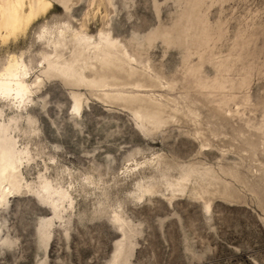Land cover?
<instances>
[{
  "label": "rangeland",
  "instance_id": "374dc122",
  "mask_svg": "<svg viewBox=\"0 0 264 264\" xmlns=\"http://www.w3.org/2000/svg\"><path fill=\"white\" fill-rule=\"evenodd\" d=\"M50 1L0 47L41 82L0 100V264H264V0Z\"/></svg>",
  "mask_w": 264,
  "mask_h": 264
},
{
  "label": "bare ground",
  "instance_id": "6f19581e",
  "mask_svg": "<svg viewBox=\"0 0 264 264\" xmlns=\"http://www.w3.org/2000/svg\"><path fill=\"white\" fill-rule=\"evenodd\" d=\"M52 9L53 3L50 0H0V47H8L26 37L32 27L46 18ZM69 31H71L70 28ZM48 35L50 36V30L45 28L39 38L42 39ZM63 35L64 32H60V36L63 37ZM74 36L86 48L95 46L98 53L105 55H110L113 51L118 52L121 57L127 58L130 62H136L125 47L120 46L117 41L111 38V35L101 34L100 43L96 45L92 43V38L82 32H75ZM48 67L50 70L61 73L64 78L70 81L77 77L84 79L82 75L77 74L74 66L70 63L61 65L58 62L49 61ZM41 72L45 73L42 70ZM32 76L33 73L23 57L9 55L5 65L0 69V100H10L18 104V109H26L27 104L35 101L37 89L41 86L40 77L33 81ZM70 84L73 83L70 82ZM72 97L74 110L80 113L83 109L82 99L76 94H72ZM17 170L18 167L12 153L9 150H1L0 180L7 181L17 174ZM44 190L51 194L52 188L46 184ZM206 208L207 211H210L211 205L208 204Z\"/></svg>",
  "mask_w": 264,
  "mask_h": 264
}]
</instances>
